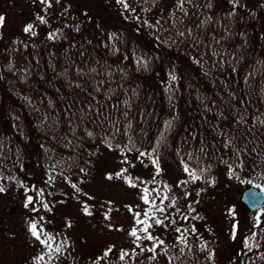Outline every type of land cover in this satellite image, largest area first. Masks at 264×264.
<instances>
[{
  "label": "trees",
  "instance_id": "16d2710c",
  "mask_svg": "<svg viewBox=\"0 0 264 264\" xmlns=\"http://www.w3.org/2000/svg\"><path fill=\"white\" fill-rule=\"evenodd\" d=\"M155 1L152 6L140 7L155 10L145 26L139 27L137 41L132 37L117 40L115 33L120 23L111 29V34L98 28V22L91 23L83 30L75 29V34L61 33L60 39L54 38L49 44L55 48L50 64L44 54L45 61L32 72L0 70L2 77L10 75L8 87L0 85V134L4 136L0 146L1 179L14 181L15 193L19 192L23 203L27 202L33 210L40 201L55 210L61 209L63 214H68L72 207L78 210L68 221L58 219L56 225L35 222L41 239L51 236L50 242L81 241L77 230L80 222L89 218L108 227L107 235L126 231L130 242H134L131 248L115 253L101 246L103 254L93 259L73 254L68 248L47 258V248L39 254L44 259L33 260L32 264H203L201 260L208 263L209 255L189 244L197 241L196 237L191 238L194 226L181 223L182 214L188 218L192 214L181 213L180 194L175 195L170 189L157 190V205L164 195L168 199L163 201L165 211L155 212L164 224L149 221L152 235L164 240V245L152 252L148 249L157 241L143 239L147 235L143 232L138 231L142 237L139 241L129 234L133 227L139 229L143 225L134 222L122 229L105 218L104 203L100 198H91L90 184L96 178H107L110 183L112 179L126 178L128 183H139L142 196L147 188L151 200L154 174L141 177L134 166L146 164L147 157L161 146L178 153L183 168H189L184 183L187 186L181 188L182 192L189 186L193 188V174L215 175L213 168L223 162V153L230 145L234 148L230 147L225 174L238 177V171L245 170L258 179L257 174L264 172V145L245 148L240 141L230 142V136H241L240 131L248 133L250 128L256 131L251 130L252 136L264 138L254 123L256 119L246 117L264 116V70L260 66H241L264 62V20L260 27L250 21L252 14L259 16L263 12L255 6L248 10L246 0L238 5L230 0L232 5L229 2L222 10L214 8L213 0H184L180 10L174 7L163 13L156 6L158 0ZM226 30H232L230 38L226 37ZM112 42L121 47V52L113 53ZM212 61L227 65L217 69L200 65ZM145 64H153V69L148 71ZM247 79L252 82H243ZM128 98L131 99L127 102ZM191 145L195 148L190 149ZM112 150L117 151L118 158L123 156L125 162L117 163L113 171L103 172L100 162L108 161ZM211 154L216 158L213 164L207 156ZM45 177L53 181L47 182ZM57 183L71 186L74 195L82 196V202L70 200L66 208L70 197L60 192L62 185ZM97 189L93 187L92 191ZM29 196L32 203H28ZM173 200L175 206L167 207ZM106 202V209L110 204L118 210L136 208L140 219L150 207L143 200L139 204L111 199ZM240 204L244 206L241 201ZM85 206L90 214L85 213ZM93 207L100 210L90 209ZM187 207L194 204L189 202ZM194 210L195 207L189 211ZM73 223L77 224L74 231ZM177 228L181 232L189 229L183 233V241L178 238ZM30 235L38 241L31 231ZM121 252L128 253L123 260Z\"/></svg>",
  "mask_w": 264,
  "mask_h": 264
},
{
  "label": "rangeland",
  "instance_id": "374dc122",
  "mask_svg": "<svg viewBox=\"0 0 264 264\" xmlns=\"http://www.w3.org/2000/svg\"><path fill=\"white\" fill-rule=\"evenodd\" d=\"M129 1L131 0H126L122 5H119L113 0L107 2L104 0H0V16L4 17V30L2 31L3 26L0 27V52L1 46L4 44L3 42L8 43L10 40L7 41V38L12 33H21L25 37L29 36L37 39L40 34L48 35L49 26L55 32L58 30L59 33L64 34L68 32L70 25L75 29L83 30V28L88 27L91 23L95 24L96 22L99 23V27L97 24L96 27L101 29L105 28V26L117 28L118 23L103 21L108 18H119V16L121 18L119 21L120 28L115 33V36L118 37L117 40L121 42L122 38L126 39L127 37H132L135 40L136 36H139V27L145 26V21L151 19L155 9H139L133 12L135 15L133 16L129 11L132 9L135 10L136 7L129 6L126 8ZM137 1L139 4L149 2V0ZM137 1L134 0L135 3ZM153 1L155 0H150V4ZM242 1L234 0V4L238 5ZM246 1L249 6L248 10L255 6L263 12L259 16L258 14H252L253 17L250 18V21L256 27H260V22L264 20V0ZM213 2H215L214 8H217V10H222V6L227 7L229 2L231 3L230 0H213ZM180 4L179 0H158L156 2V6L163 13L169 8L174 7L180 10ZM122 6L124 7L123 10L121 8ZM115 10L118 11V16L113 14ZM51 17L61 18L62 20H60V23L58 21L54 22ZM212 20H215L213 16ZM218 20L222 21L221 19ZM11 22L17 26L22 25L24 27L22 29L14 28L9 31L11 27L8 26L11 25ZM29 25L32 26L31 29L25 31ZM231 31L226 30L227 38L232 36ZM131 33H133L132 36ZM144 34L146 33L144 32ZM115 44L116 42H112V46H114L113 53L121 52V47ZM23 52L21 51V53ZM208 63L211 64L202 62L200 65L203 67L210 66L214 69L227 65L224 63L219 64L217 61ZM257 65L264 70V62L258 63ZM144 66L147 67L148 71L153 69V64H145ZM166 75L168 74H164V76ZM4 79V76L2 77L0 75V85H7ZM129 99L131 98H128L126 101L128 102ZM244 135V133L241 136L239 134L235 135V142H239ZM3 141L4 136L0 134V146ZM261 143L264 145V141ZM242 146L251 148V146L244 145L243 143ZM111 147H114V145ZM193 148H195L194 145H191L190 149ZM182 149L187 151V148ZM186 151L182 152L186 158H189L190 155ZM230 151L231 148L229 146V149L223 153V162L213 168L214 172H216L215 175L198 176L199 179L192 180L194 181L193 188L189 186L188 189H184L185 191L187 190L186 192H182L181 190V188L187 186L184 183L188 179V175L183 168V163L180 162L178 153L171 149L169 150L166 146H161L154 154H150L147 157L146 164H139L134 166V168H136L135 172L141 175V177H144L146 174L149 175V173L152 174L153 172L154 178L152 180V186L154 187V191L152 193V199L155 197L154 199L157 200L160 194L158 191L162 190L170 189L169 192L173 191L175 195L180 194L181 200L179 203L182 206L179 205L178 207L181 213L192 214L187 220L184 219L186 215L184 216L182 214L181 216L180 214L181 223L185 225L190 224L191 227L194 226L195 228V231H191V236L193 237H190H196L195 240L197 242H189V244L196 250L201 251L203 255L208 254L209 261L212 260L211 264H264L262 260L263 254L255 251V244L258 245L260 242H264V204L258 211L250 212L245 206L240 204L239 199V192L246 186L253 185L264 189V172L261 176L257 174L259 176L258 179L253 178L245 170L238 171L240 174L238 177L225 174L223 170H226V164L229 165L228 159ZM116 152V150H112V153L109 154L111 158L108 161L107 159H103L100 162V168H102L103 172L113 171L117 163L120 165L125 162V158L123 156L118 158ZM197 156L199 157V155ZM207 156L210 157L211 164L215 163L216 158L213 154ZM199 158L201 159V157ZM154 160L157 161V164H153ZM184 161L186 164L188 163L186 159ZM251 161H254V158ZM258 166L259 163H257L256 168ZM262 168L264 169V164ZM45 179L47 182L53 181L50 178L45 177ZM111 181L113 182H108L107 178H104L103 181L101 179L97 180L96 178L92 182V185L90 184L89 186V194L92 199L96 197L102 200L104 203L103 207L105 208V218L111 221L112 224L119 225L124 229L135 222L134 215L136 214V208H133L134 210L132 211H128L126 208L118 210L115 208V204H110V208L107 207L106 209V201L111 199L113 201L120 200L123 203L139 204L142 202V194L140 193V188L137 187L139 183L138 185L134 182L128 183L126 178H116ZM0 182V186L4 188V191L0 192V264H32V261L37 260L36 258L39 257V254L43 253L48 246L45 247L40 241H36L31 237L29 222H52L55 224L58 219V222L68 221L69 216H74L78 210L76 207H72L68 214H63L59 212L61 209L55 210L52 207L45 208V203L42 201L37 202L33 210L29 206L25 207L27 202L23 203L19 192L15 193L16 186L14 181L8 182L6 179H1L0 177ZM57 184L62 185L60 192L70 197L68 198L69 203L66 208L70 206V200L82 202V196L74 195L71 186L64 183ZM97 184L99 186L98 189ZM93 187H96L97 190L92 191ZM83 201H87L90 204L89 200L83 199ZM189 202L194 204L195 210L193 212L189 210L194 209V207H187ZM90 209L94 211L100 210L98 207ZM57 211L58 213H55ZM258 216L260 217L259 221L257 220ZM80 221L78 220V222ZM94 221L96 220L88 218V221L84 220L80 222V229L77 231L82 235L81 241L63 243L50 242L52 249H48L44 255L47 254V258L52 257V254L56 253V247H59L60 250H64V248L71 249L73 254L78 253L85 259H93L96 255L103 254V248L101 246L111 248V252L115 253L119 250H127L134 245V242H130V237L126 231H122L121 234L119 232V234L111 233L107 235L109 228ZM234 225L235 229L233 227ZM73 228H77L76 223L72 224ZM233 233L235 234V238H233ZM168 236L171 237V234ZM245 240H247V245L244 243ZM209 261L206 263L204 260H201L203 264H210Z\"/></svg>",
  "mask_w": 264,
  "mask_h": 264
},
{
  "label": "flooded vegetation",
  "instance_id": "af4514ba",
  "mask_svg": "<svg viewBox=\"0 0 264 264\" xmlns=\"http://www.w3.org/2000/svg\"><path fill=\"white\" fill-rule=\"evenodd\" d=\"M49 1V0H48ZM105 2L107 1H111V0H104ZM115 1L117 4L122 5L126 0H113ZM137 1V0H136ZM154 3V1H153ZM152 3V4H153ZM150 4V0L149 2L145 3V4H139V2L137 1V3L134 2V0L129 1V4L127 5L126 8H128L129 6L131 7H136L135 10H130L129 12L132 13L133 16L136 10H139L140 7H144V6H150L152 5ZM105 6L107 7V5L105 4ZM123 10V6L121 7ZM116 12V13H115ZM115 12H113V14L115 16H118V11L115 10ZM52 21L56 22L58 21L60 23V20H62L61 18H57V17H51ZM121 20L120 16L119 18H108L105 21H110V23H120L119 21ZM64 22V21H61ZM13 22H11L8 27H11L9 29V31H11L14 28H20L22 29V25L17 26L15 24H12ZM59 25V24H58ZM3 26V23L0 24V27ZM52 27L49 26L48 28V35H42L40 34L39 37L37 39H34L32 37H25L23 36L21 33L17 34V33H12V35L10 37L7 38V42H3V46H1V52H0V70H4L5 72H9L11 70H22V71H30L32 72L35 69H38L40 65L43 64V60L45 61V59L43 58L44 54H47V58L46 60L49 62V64L53 61V52L55 51L54 47H50L49 44L50 42H54V38H58L60 39V34L58 30H56L57 32H55L53 29H51ZM106 34H111V29H113V27H106ZM4 30V26L2 28V31ZM1 31V32H2ZM75 32V28L70 25L68 32H65L66 34H74ZM64 34V33H62ZM46 43V46H45ZM21 51H24L23 53H21ZM239 66V65H238ZM242 67H246V69H250L252 67H259L258 65H250V64H246V65H241ZM2 72H0V75L2 76ZM10 76L8 73L5 74L4 76V80H5V84L4 85L6 88L8 87V80L10 79ZM7 78V79H6ZM10 81V80H9ZM231 82H236V80H231ZM243 82L249 83L252 82L250 79L247 80H243ZM249 118H255L256 122L255 125L256 127L258 126V128L262 131V133L264 134V116H246ZM249 128V127H248ZM251 130H254L252 128H250L249 132L246 133L244 131V136H242L240 142L243 143L244 145H248L251 146L252 144H262L261 142L264 141V138H257L255 136V134H253L252 136V132ZM255 131V130H254ZM234 132V131H233ZM241 133H243L242 131H240ZM256 133V131H255ZM230 142H233L235 139V136L232 135L230 136ZM232 145H230L231 147ZM234 148V147H231ZM230 163V162H229ZM225 172L227 173L228 171L225 170ZM248 173V172H247ZM263 174V173H262ZM261 174V175H262ZM251 243V242H250ZM255 251L256 252H261L263 254V261H264V242H260L258 245L255 244Z\"/></svg>",
  "mask_w": 264,
  "mask_h": 264
},
{
  "label": "snow or ice",
  "instance_id": "6c2138e0",
  "mask_svg": "<svg viewBox=\"0 0 264 264\" xmlns=\"http://www.w3.org/2000/svg\"><path fill=\"white\" fill-rule=\"evenodd\" d=\"M179 2L182 4L183 3V0H179ZM43 19V18H41ZM4 21V17L3 16H0V24H2ZM31 25L27 26L25 31H29L31 29ZM141 155H144V153H141ZM153 164H157V161H153ZM123 171H126V170H122ZM184 171L187 173L189 172V168L187 166L184 167ZM122 173H118L117 175H121ZM111 178V177H109ZM191 179L192 180H197L199 179L198 176L196 175H192L191 176ZM130 182V181H129ZM73 187H75V185H73ZM4 191V188L2 186H0V192H3ZM249 198L253 201V203L257 202V197L250 193L249 194ZM168 197L167 195H164L163 198L161 199L160 201V205H157L156 204V201L155 199H151L150 200V192L147 188L144 189V195L142 196V200L143 202L146 204V205H150V207L143 213V219H140L139 216H140V213H136V220H135V223L137 225H143V227L137 229L136 227H133V229L130 231V235L132 237H135L136 241H139L142 239L141 236L138 235V231L139 232H143V233H146L147 235L143 237V239H146L148 241H157L156 244L153 245V247L151 249H148V251H152V252H155L156 251V248L159 247V246H163L164 245V240L162 239H159L158 237H155L152 235V233L149 231V229L152 228V223H149V221H153L156 225H163L164 224V220L163 219H160L158 217L155 216V212H160V213H163L165 211V206L163 205V201L164 200H167ZM33 202V198L31 196L28 197V203H32ZM175 203L176 201L173 200L171 202V204L167 205V207H174L175 206ZM28 205L26 204L25 207H27ZM45 208L48 207L47 204L44 205ZM191 207V206H190ZM85 213L86 214H90L88 212V208L87 206H85ZM177 211H179V209H177ZM167 218V217H165ZM42 219V218H41ZM185 220L188 219L187 216L184 217ZM260 217L258 216L257 217V220L259 221ZM171 223L175 224L176 221L175 220H172ZM258 226V225H257ZM234 229H235V225L233 226ZM193 231H195V229L193 228L192 229ZM30 231H31V234L38 240L40 241L41 244H44V245H47L48 248L51 250L52 249V244L50 243V241L53 239L51 236H48L46 239H41V231H39L37 229V223L33 222L30 224ZM176 231L178 233H180V236L178 237L181 241H183L185 239L183 233L184 232H188L189 229L185 228L183 229V232H181V229L180 228H177ZM233 238H235V234L233 233ZM246 245H247V240H245L244 242ZM143 250V249H142ZM56 252H59L60 251V248L59 247H56L55 249ZM109 251H111V249H109ZM108 253L106 252L105 255H107ZM128 255V253H125V252H121V255H120V259L123 260L125 258V256ZM153 259L155 257H152ZM37 260H43L44 257L43 256H39L36 258Z\"/></svg>",
  "mask_w": 264,
  "mask_h": 264
},
{
  "label": "water",
  "instance_id": "95a60500",
  "mask_svg": "<svg viewBox=\"0 0 264 264\" xmlns=\"http://www.w3.org/2000/svg\"><path fill=\"white\" fill-rule=\"evenodd\" d=\"M250 193L257 197V202L253 203V201L249 198ZM241 200L251 209L260 208L264 202V190L258 189L254 186H249L242 191Z\"/></svg>",
  "mask_w": 264,
  "mask_h": 264
}]
</instances>
